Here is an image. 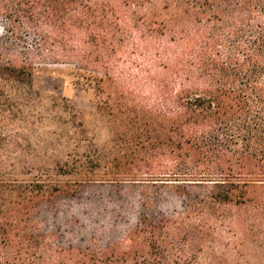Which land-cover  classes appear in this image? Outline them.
<instances>
[{
  "label": "trees",
  "instance_id": "trees-1",
  "mask_svg": "<svg viewBox=\"0 0 264 264\" xmlns=\"http://www.w3.org/2000/svg\"><path fill=\"white\" fill-rule=\"evenodd\" d=\"M129 5L137 6L125 0ZM125 8L112 0H0V26L3 40L37 35L51 58L82 70L86 84L104 73L134 95L135 81L121 65L137 38L127 31L131 18L120 16ZM190 8L198 21L206 8L208 22H230L226 32L182 36L176 48L140 52L151 97L140 122L132 97L129 106L122 94L116 99L114 117L122 126L117 115H126L131 133L127 150L114 159L120 167L108 178L98 175L99 159L79 155L85 141L79 139L39 175L0 179V264H201L172 259L171 219L144 205L122 240L104 241L110 223L92 222L103 211L109 219L116 182L201 185L213 190L211 212L212 204L232 202L264 208V0H190ZM186 39L193 44L185 45ZM32 67L27 60H0V94L10 93L13 83L31 85ZM124 132L119 128L116 135ZM217 253L210 251L211 257Z\"/></svg>",
  "mask_w": 264,
  "mask_h": 264
},
{
  "label": "rangeland",
  "instance_id": "rangeland-1",
  "mask_svg": "<svg viewBox=\"0 0 264 264\" xmlns=\"http://www.w3.org/2000/svg\"><path fill=\"white\" fill-rule=\"evenodd\" d=\"M124 1L112 0L126 7L120 16L131 18L132 26L129 25L127 31L137 35L135 43H130L126 49L125 61H121L131 74L130 79L135 81L134 95H128L127 90L104 73H96L95 83L86 84L87 80L82 79L85 73L74 63L51 58L37 35L19 33L14 39L3 40L5 31L0 26V45H5L0 48V60L7 64L11 57L16 63L27 60L33 64L31 85L13 83L8 85L10 93L0 94V179L13 182L21 172H27V177L39 175L37 173L54 159H62L67 151L73 150L74 142L79 139L85 140L79 155L99 159L98 175L108 178L106 173H113L115 167H120L119 164L115 166L118 161L114 159L127 150L126 142L131 133L126 115H117L122 119V126L114 117L116 99L122 94L120 101L129 106L132 97L135 104L131 108L136 107L139 121L151 97L149 88L143 84L142 70L146 61L140 52L176 48L183 43L182 36L225 33L230 23L225 20L208 22L204 18L212 13L206 8L204 14L198 15L203 21H198L193 11L187 9H191L190 0H134L136 8L130 7L132 2L124 6ZM148 33L157 37L152 38ZM184 44L191 46L193 43L186 39ZM78 79L81 83H77ZM108 105L114 107L113 114ZM119 128L125 132L118 137L116 130ZM79 155L74 153L72 158ZM166 183L125 181L111 184L116 190L113 194H117L109 201L114 207L107 210L112 213L107 219L108 213L103 211L101 218L98 214L92 222L103 227L110 223V232L103 240H122V232L146 206V210L164 212L171 219L166 231L170 233L167 239L171 242L172 259H197L201 264H264L263 205L254 208L242 202L211 203V212L208 208L211 201L207 197L213 190L201 185L185 184L190 186L178 188L172 184L175 182ZM212 214L219 216V220L212 218ZM214 227H218L219 236ZM212 248L218 253L211 257Z\"/></svg>",
  "mask_w": 264,
  "mask_h": 264
}]
</instances>
